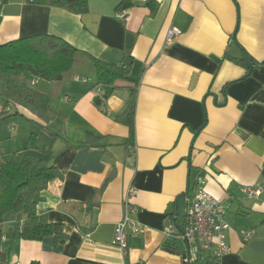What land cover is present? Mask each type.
I'll list each match as a JSON object with an SVG mask.
<instances>
[{"label": "crops", "instance_id": "1", "mask_svg": "<svg viewBox=\"0 0 264 264\" xmlns=\"http://www.w3.org/2000/svg\"><path fill=\"white\" fill-rule=\"evenodd\" d=\"M122 1L89 0L82 15L50 0L2 5L0 44L50 34L79 52L62 80L31 81L57 113L48 124L19 104L6 106L0 82V113L6 108L10 115L0 122V162L25 150L32 133L47 141L45 153L31 152L56 165L62 177L37 196V213L68 235L60 252L53 236L18 238L26 218L20 214L1 225L0 264H188L190 245L176 231L198 176L229 205L231 251L220 264H264V0H131L118 10ZM150 1L158 3L153 13ZM172 26L180 34L169 42ZM227 53H246L252 71ZM92 58L130 69V80L116 82L104 111L94 103L105 87L97 84ZM136 83L130 127L118 117ZM249 186L261 188L260 195L244 193ZM126 199L143 230L127 232L124 251L114 240ZM90 213L92 230L84 233L76 215ZM169 224L174 235L165 233Z\"/></svg>", "mask_w": 264, "mask_h": 264}, {"label": "trees", "instance_id": "2", "mask_svg": "<svg viewBox=\"0 0 264 264\" xmlns=\"http://www.w3.org/2000/svg\"><path fill=\"white\" fill-rule=\"evenodd\" d=\"M6 1H0V23L2 5ZM50 4L75 14L82 15L89 12V0H50ZM148 4L153 13L158 3L150 1ZM131 5V0H123L117 9H125ZM78 52L76 47L63 38L50 34H37L0 44V82L2 83L1 94L6 100L5 105L19 104L33 112L46 124L55 120L57 113L50 104V97L32 87L31 81L32 79L50 82L62 80L65 73L72 69L74 57ZM125 55L131 56L130 48ZM246 55L245 53L241 57H234L227 53L226 57L238 65L247 67ZM92 60L96 68L97 84L105 87V91L95 98L94 103L101 111H104L105 101L112 93L116 82L130 80V69L128 65L108 63L97 58ZM137 84L130 88L127 110L118 117V120L130 127L134 125ZM8 116L10 115L4 108L0 113V122ZM46 124L38 122L41 128L49 131ZM49 132L52 136L58 134ZM47 149V141L32 133L25 150L16 151L8 161L0 162V243L3 234L1 225L6 220H17L19 215L24 213L26 218L16 236L30 240H41L43 237L53 236L55 251H62L61 241L68 236L63 226L59 223H43L37 213V196L47 188L52 179L62 177L56 165L50 164L31 152L43 154ZM195 189L196 183L187 190V197H192ZM76 218L84 233L92 230V213L87 214L84 219H80L79 215H76ZM172 221L176 222L174 216ZM166 246L176 248L174 243L168 242ZM2 258L1 254L0 259ZM188 264H220V259L198 246L196 256L190 259Z\"/></svg>", "mask_w": 264, "mask_h": 264}, {"label": "built area", "instance_id": "3", "mask_svg": "<svg viewBox=\"0 0 264 264\" xmlns=\"http://www.w3.org/2000/svg\"><path fill=\"white\" fill-rule=\"evenodd\" d=\"M119 15L121 17L125 16L124 13ZM179 34L180 29L172 26L168 31L167 40L170 42ZM128 192L132 194L135 190L130 189ZM243 192L250 197L258 196L261 193V188L243 187ZM187 199L188 206L183 227L176 232L178 236L186 240L190 245L188 261L196 256L198 246L221 259L220 257L231 251L225 233L229 228V224L224 217L229 205L220 201L206 190V178L204 176L196 178V189L192 197H187ZM123 207L125 208L124 219L116 226L114 241L125 251L128 245L127 232L130 231L132 234L138 235L143 230V225L131 217V214L135 212V208L129 204L127 199ZM165 231V233L171 235L176 233H174L175 226L173 224L166 226ZM251 237L252 232L246 231L245 238L250 239Z\"/></svg>", "mask_w": 264, "mask_h": 264}, {"label": "water", "instance_id": "4", "mask_svg": "<svg viewBox=\"0 0 264 264\" xmlns=\"http://www.w3.org/2000/svg\"><path fill=\"white\" fill-rule=\"evenodd\" d=\"M245 60H246V64H247V67L249 68V71L251 72L252 69H253V66H254V61L252 60V58L248 55L245 56Z\"/></svg>", "mask_w": 264, "mask_h": 264}, {"label": "rangeland", "instance_id": "5", "mask_svg": "<svg viewBox=\"0 0 264 264\" xmlns=\"http://www.w3.org/2000/svg\"><path fill=\"white\" fill-rule=\"evenodd\" d=\"M182 219H183V218L181 217V219L179 220V223L182 222ZM180 242L184 244V241H183V240H180Z\"/></svg>", "mask_w": 264, "mask_h": 264}]
</instances>
